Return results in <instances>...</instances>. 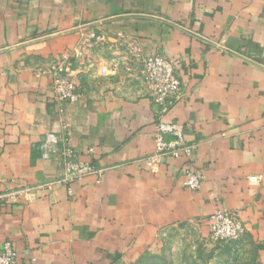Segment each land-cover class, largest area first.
<instances>
[{"label":"crops","instance_id":"0c3cea01","mask_svg":"<svg viewBox=\"0 0 264 264\" xmlns=\"http://www.w3.org/2000/svg\"><path fill=\"white\" fill-rule=\"evenodd\" d=\"M155 54L184 92L162 118L197 148L150 171L160 107L140 69ZM55 65L78 101L54 99ZM48 133L83 161L93 147L106 173L2 209L0 251L11 241L18 264H139L173 231L209 235L217 208L238 213L264 264V0H0V192L60 176L37 148ZM188 169L205 176L198 191Z\"/></svg>","mask_w":264,"mask_h":264},{"label":"built area","instance_id":"2783aa9c","mask_svg":"<svg viewBox=\"0 0 264 264\" xmlns=\"http://www.w3.org/2000/svg\"><path fill=\"white\" fill-rule=\"evenodd\" d=\"M98 38L94 33L89 34L72 56L82 58L92 45L91 39ZM134 51L135 48H132L131 52ZM64 70L60 65H55L49 70L53 75L54 99L61 103L76 102L80 99L77 79L71 71ZM140 74L148 94L160 107V116L155 125L156 150L145 161L147 168L155 171L163 159L194 155L197 144L186 139L176 122L162 118L163 114L184 96L175 60L162 54L146 57L142 60ZM37 148L41 151L43 159L57 161L60 176L36 185H24L0 192V212L7 205H12L37 191L53 190L58 184L68 186L69 192L72 193V185L87 177L95 176L96 181L100 183L106 173V168L99 166L94 160L93 147L87 151L92 159L83 161L79 159L70 139L58 133H48ZM204 179L202 173L188 169L183 185L188 190L198 191ZM210 218V234L215 242L235 241L246 234L245 224L235 211L217 208ZM0 264H18V251L11 241H6L0 251Z\"/></svg>","mask_w":264,"mask_h":264},{"label":"rangeland","instance_id":"374dc122","mask_svg":"<svg viewBox=\"0 0 264 264\" xmlns=\"http://www.w3.org/2000/svg\"><path fill=\"white\" fill-rule=\"evenodd\" d=\"M139 264H261L255 241L242 236L215 242L211 234L188 229L173 231L163 249L144 256Z\"/></svg>","mask_w":264,"mask_h":264}]
</instances>
